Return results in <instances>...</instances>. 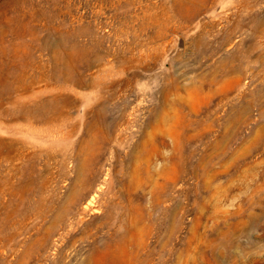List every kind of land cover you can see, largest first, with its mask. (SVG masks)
Listing matches in <instances>:
<instances>
[{
	"label": "rangeland",
	"instance_id": "1",
	"mask_svg": "<svg viewBox=\"0 0 264 264\" xmlns=\"http://www.w3.org/2000/svg\"><path fill=\"white\" fill-rule=\"evenodd\" d=\"M0 264H264V0H0Z\"/></svg>",
	"mask_w": 264,
	"mask_h": 264
}]
</instances>
